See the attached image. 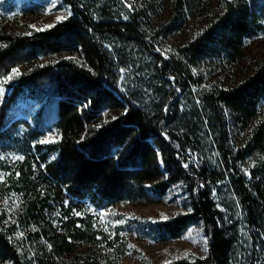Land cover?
Wrapping results in <instances>:
<instances>
[{
    "label": "trees",
    "instance_id": "trees-1",
    "mask_svg": "<svg viewBox=\"0 0 264 264\" xmlns=\"http://www.w3.org/2000/svg\"><path fill=\"white\" fill-rule=\"evenodd\" d=\"M207 1L170 0L167 22L150 33L144 9L124 0H62L70 14L48 27L0 30V80L25 67L0 113L2 192L21 196L22 216L41 241L28 254L11 237L14 223L4 226L0 215V260L48 264L79 245L110 246L88 205L159 200L177 184L188 210L148 229L166 240L197 225L208 250L164 264H237L240 229L255 242L264 235V160L247 174L240 167L264 155V55L230 87L200 71L212 61L238 64L246 41L264 36V0H216L205 26L174 53L156 49L159 36L180 30ZM40 58L47 61L37 64ZM25 90L45 98L33 126L6 118ZM105 111L115 114L102 121ZM230 126L250 131L233 145ZM51 128L58 138L40 141ZM222 188L228 202L218 201ZM92 252L84 263L100 264Z\"/></svg>",
    "mask_w": 264,
    "mask_h": 264
},
{
    "label": "rangeland",
    "instance_id": "rangeland-1",
    "mask_svg": "<svg viewBox=\"0 0 264 264\" xmlns=\"http://www.w3.org/2000/svg\"><path fill=\"white\" fill-rule=\"evenodd\" d=\"M130 10L144 9L145 21L149 23L148 32L167 22L171 13L170 0H124ZM219 8L216 0H208L201 13L194 12L184 26L165 37H158L156 49L164 56L174 53L175 49L188 41L200 28L205 26L212 10ZM70 14V9L62 0H0V30L6 33H26L33 29L48 27ZM245 57L236 65L228 66L212 61L201 67L207 81L221 86L230 87L243 78L244 73H250V62L264 55V36L249 39L244 47ZM47 59L40 58L37 64L45 63ZM18 70L19 75L25 67L18 66L0 80V113L3 111L10 95L12 86L19 75H13ZM11 77V79H9ZM7 81V82H5ZM45 98L40 95L35 98L27 90L18 97L7 110L6 118L12 121L23 120L33 126L34 118ZM264 110V103L261 107ZM113 111H105L102 121L114 116ZM233 130L231 144L240 143L250 129L237 132ZM58 138L54 128L45 130L39 138L42 142L53 141ZM4 155L0 153V159ZM10 157V156H8ZM17 155H11L15 158ZM264 160V155L247 157L240 165L247 174L248 167ZM258 161V162H257ZM5 173L0 169V215H3L1 224L4 226L14 223L11 237L20 247L26 249L28 254H34L41 249V241L31 236L34 225L25 222L22 216L23 201L21 196L14 193L4 195L2 190L5 185L2 181ZM218 199V198H217ZM228 202L225 188L221 189L220 199ZM89 212L98 216L100 222L107 230L108 238L112 245H79L68 255L51 258L48 264H85L87 255L96 254L100 264H164L183 256L203 257L207 254V237L197 225L189 226L183 234L174 239L162 240L148 229V222H158L169 219L188 210L186 195L180 185L170 187L166 196L159 200L145 198L139 201H120L111 207L95 209L88 205ZM240 240L235 251L237 264H259L264 259V235L259 241H254L243 227L239 231ZM40 252V251H39ZM264 263V262H263ZM0 264H9L7 260H0Z\"/></svg>",
    "mask_w": 264,
    "mask_h": 264
},
{
    "label": "snow or ice",
    "instance_id": "snow-or-ice-1",
    "mask_svg": "<svg viewBox=\"0 0 264 264\" xmlns=\"http://www.w3.org/2000/svg\"><path fill=\"white\" fill-rule=\"evenodd\" d=\"M60 19H62V17ZM13 75H19L18 70H14L13 71ZM9 79H11V77H9ZM5 82H7V81H5ZM20 159H22V157Z\"/></svg>",
    "mask_w": 264,
    "mask_h": 264
}]
</instances>
